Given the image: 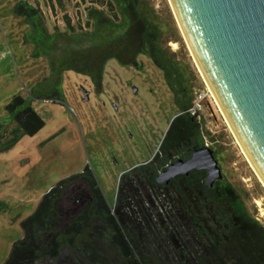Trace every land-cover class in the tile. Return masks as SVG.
I'll return each instance as SVG.
<instances>
[{
    "label": "rangeland",
    "instance_id": "obj_1",
    "mask_svg": "<svg viewBox=\"0 0 264 264\" xmlns=\"http://www.w3.org/2000/svg\"><path fill=\"white\" fill-rule=\"evenodd\" d=\"M20 1L39 5L50 29L63 27L65 15H71L76 25L84 23L87 4V0H0V147L18 127L17 118L8 109L15 96H21L25 106H31L45 123L9 150L0 151V264L26 262L24 255L38 248L36 232L43 230L47 216L55 214L50 207L66 188L69 200L59 210L63 217L72 220L84 204L95 199L89 190L91 178L114 208L122 173L158 150L157 143L178 113L163 73L149 62L138 70L111 59L100 92L94 90L89 76L67 70L61 82V99L34 98L33 88L50 72L46 59L33 55V45L25 41L28 24L16 12ZM149 1L168 22L171 15L174 17L180 37L170 34L168 45L188 67L184 71H194V90L206 93L200 112L204 131L201 143L213 150L223 180L234 185L249 212L264 225V185L198 69L170 0ZM83 173L82 179L77 177ZM69 182L80 185L70 187ZM140 192L146 193V189ZM64 222L53 224L54 231H44L41 237L52 242L56 235L70 231L71 225ZM36 264L74 262L61 247L56 258H44Z\"/></svg>",
    "mask_w": 264,
    "mask_h": 264
},
{
    "label": "trees",
    "instance_id": "obj_2",
    "mask_svg": "<svg viewBox=\"0 0 264 264\" xmlns=\"http://www.w3.org/2000/svg\"><path fill=\"white\" fill-rule=\"evenodd\" d=\"M16 12L28 24L25 41L33 45V55L46 59L50 72L33 88L34 98L61 99V82L67 70L89 76L100 92L104 88L106 66L115 59L127 68L142 70L144 62L157 67L178 109L155 159L122 176L114 208L107 202L99 183L91 178L89 190L95 199L84 204L71 220L61 216L59 210L66 201L59 197L50 207L55 214L51 218L47 216L43 230L36 232L38 248H31L24 255L26 262L18 264L56 258L61 247L66 248L74 264H222L225 258L238 259L235 248L240 244L250 246V229L262 226L250 216L232 183L220 181L208 189L207 199L201 200L202 205L208 206L201 209L199 216L198 210L191 214L179 186L175 189L174 184L157 182L159 172L167 164L189 156L200 147L204 137L203 122L189 112L195 97L194 71L191 68L184 71L188 67L168 45L170 34L180 37L174 17L171 15L168 22L149 0H87L84 23L76 25L71 15H65L64 26L56 25L52 29L39 5L20 1ZM25 105L26 101L19 95L8 105L18 127L0 151L9 150L25 134H34L44 126L37 112ZM85 174L77 177L82 179ZM202 177V173L193 176L198 192L203 190ZM188 180L181 178L183 186ZM128 183L133 186H125ZM142 188L146 193L140 192ZM190 219L194 221L193 233ZM63 220L71 225L70 231L56 235L52 242L41 237L44 231L53 232V224ZM204 244L210 245L209 252L204 250Z\"/></svg>",
    "mask_w": 264,
    "mask_h": 264
},
{
    "label": "water",
    "instance_id": "obj_3",
    "mask_svg": "<svg viewBox=\"0 0 264 264\" xmlns=\"http://www.w3.org/2000/svg\"><path fill=\"white\" fill-rule=\"evenodd\" d=\"M170 4L191 55L264 179V0H170ZM193 169L208 171L209 187L223 178L206 145L190 158L172 162L157 181L168 185Z\"/></svg>",
    "mask_w": 264,
    "mask_h": 264
},
{
    "label": "flooded vegetation",
    "instance_id": "obj_4",
    "mask_svg": "<svg viewBox=\"0 0 264 264\" xmlns=\"http://www.w3.org/2000/svg\"><path fill=\"white\" fill-rule=\"evenodd\" d=\"M93 86H94V90L97 92V89H96V86L94 85V83H93ZM170 91H171V89H170ZM173 101H174V97H173ZM174 103H175V101H174ZM202 110H204V109H202ZM201 113L199 115H197L200 120H201ZM171 121H170V123H171ZM170 123H169V125H170ZM163 138H164V136H163ZM163 138L160 139L159 142L157 143L158 144L157 145V147H158V150L157 151L155 150L152 153V155H150V157L148 159H145V161L143 163L134 165L131 168L125 170L122 173L121 176H123L124 174L130 172L131 170H133L137 166L147 164V163L151 162L152 160H154L155 157L157 156L158 152L160 151V147H161ZM204 146H206L204 143H201L200 144V147H204ZM192 153H193V151L191 152V154L189 156H187L185 158L184 157H180V158H182V159H188V158H190L192 156ZM180 158H176V160H178ZM176 160H174V161H176ZM174 161H172V162H174ZM170 164H167L166 168ZM199 173H202V176H203L200 179V185L203 186L202 187L203 190H201V191L198 192V188H195L196 184H195V181L193 179V176L195 174H199ZM207 174H208V171L206 169H193L188 174H180V175L176 176L175 178H173L171 180L172 183L170 182L168 184V185L174 184L173 185V188H175V189L177 188V186H179V188H181L183 194L185 195V198L183 196H181V198L186 200L187 207L190 209L192 215H194L195 212H196V210H198L197 215L202 216V213H200L201 209L202 208H207L208 205L206 203L202 205L201 200H203V202H204L205 199H207L208 196H207V192L206 191H208V189L215 187L216 184L218 182H220V181L221 182H227V181H224L223 180V178H224V174H223V178L222 179H217L215 181V183L213 184V186L212 187H209L205 183V179H206ZM183 177H187L189 179L188 182H186V186H183V183H181V178H183ZM79 182H81V180H79ZM67 185L70 186V187H74V186L76 187L77 185L79 186L80 184L78 182H76V183L71 182V183H69ZM162 185H166V184H162ZM66 190H67V188H66ZM66 190L64 191V193H63V195L61 197L65 201H66V199L69 200V197L67 196V191ZM203 191L206 192L205 195H203L204 194ZM176 214H182V213H178V211H176ZM250 216L255 221H257L262 226V228H260V229H254V228L253 229H250L251 230V233H250L251 245L250 246L249 245H242V244L238 245V247L235 248L234 251H235L236 256L239 257V258L238 259H235V260H231V259L225 258L224 260H221L222 264H234V263L235 264H264V225H263L261 219L258 216H254L251 213H250ZM189 223L192 226L191 227L192 229H190V231L193 233L195 231L194 221L192 219H190ZM204 223L206 225L207 224V220H204ZM247 227H249V223H248V226ZM203 246H204L203 248H204L205 251L209 252L211 250L210 245L204 244Z\"/></svg>",
    "mask_w": 264,
    "mask_h": 264
},
{
    "label": "bare ground",
    "instance_id": "obj_5",
    "mask_svg": "<svg viewBox=\"0 0 264 264\" xmlns=\"http://www.w3.org/2000/svg\"><path fill=\"white\" fill-rule=\"evenodd\" d=\"M188 46H189V45H188ZM194 58H195V56H194ZM195 61H196V65H197L198 69L200 70V72H201V74H202V76H203L205 82L207 83V85H208L210 91L212 92L213 96L215 97L218 106L220 107L222 113L224 114V116H225V118H226V121H227L228 125L230 126V128L232 129L234 135H235L236 138L238 139V137H237L236 133L234 132V129H233V127H232V125H231V123H230V121H229V119H228V117L226 116V113L223 111V107H222V105H221L220 102L218 101V98H217V96H216V93H215L214 89L212 88L210 82L208 81L206 75L204 74L203 70L201 69V67H200V65H199V63H198V61H197L196 58H195ZM238 141H240V139H238ZM240 144H241V146H242V148H243V150H244V152H245V155L247 156V159L249 160L250 164L252 165V167H253L254 170L256 171L257 176L259 177V179L261 180V182H262L263 185H264V179H263L262 175L259 173L258 169L255 167L254 163L252 162L251 158L249 157L248 153H247L246 150L244 149V147H243V145H242L241 142H240Z\"/></svg>",
    "mask_w": 264,
    "mask_h": 264
},
{
    "label": "built area",
    "instance_id": "obj_6",
    "mask_svg": "<svg viewBox=\"0 0 264 264\" xmlns=\"http://www.w3.org/2000/svg\"><path fill=\"white\" fill-rule=\"evenodd\" d=\"M206 93L204 90L201 89H195L194 90V101L189 109V112H191L192 115H199L202 111L204 105H203V99L205 97Z\"/></svg>",
    "mask_w": 264,
    "mask_h": 264
}]
</instances>
